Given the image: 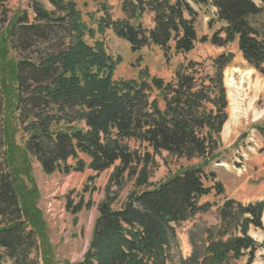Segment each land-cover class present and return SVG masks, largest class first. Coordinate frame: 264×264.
Here are the masks:
<instances>
[{
    "label": "trees",
    "instance_id": "trees-1",
    "mask_svg": "<svg viewBox=\"0 0 264 264\" xmlns=\"http://www.w3.org/2000/svg\"><path fill=\"white\" fill-rule=\"evenodd\" d=\"M7 1L0 0L3 15ZM87 1L26 0L0 31V119L6 103L14 115L0 124V264H57L32 159L47 174L113 168L89 245L71 264H174L176 226L209 212L205 198L214 191L224 193L206 167L220 156L234 53L180 63L170 79L145 68L137 78L115 79L122 58L98 34L111 30L134 52L157 46L168 61L208 39L218 47L237 43L264 75V0H120L119 18L108 0H96L88 19ZM194 5L216 9L222 25L210 38L198 33ZM257 129L264 144V126ZM163 152L198 162L153 182ZM131 180L141 190L115 206ZM90 206L82 198L72 213ZM263 214L264 201L226 198L219 225L199 239L191 233V253L179 264H254L261 244L250 229L264 227Z\"/></svg>",
    "mask_w": 264,
    "mask_h": 264
},
{
    "label": "rangeland",
    "instance_id": "rangeland-1",
    "mask_svg": "<svg viewBox=\"0 0 264 264\" xmlns=\"http://www.w3.org/2000/svg\"><path fill=\"white\" fill-rule=\"evenodd\" d=\"M256 1L261 3V0ZM108 2L112 5L113 17H121L123 13L120 0ZM87 4L88 7L82 6V9L88 19L87 12H95L99 2L88 0ZM3 6L6 13L3 15L0 8V31L7 27L5 18H10L21 6L25 9L26 0H8ZM195 8L198 11V33L201 37L210 38L221 27V23L214 15V9L210 5H197ZM144 25L147 28L151 27V16L144 19ZM97 37L104 41L108 53L114 58L119 56L122 58L115 71V79L137 78L143 68L148 69L152 75L170 79L180 63L189 60H208L227 51L235 55L225 71L229 118L221 133L220 156L206 167V171L215 173L216 180L223 184L224 193L217 195L214 191L205 198V201L213 203L209 212L199 214L176 226L173 253L174 264H179L180 256L187 257L191 253V233L198 235L199 239L202 229L219 225L220 207L226 198L243 203L264 201V144L257 129V126H264V75L248 64L237 43L218 47L208 39L207 42H199L194 50L186 55L172 54L171 60L168 61L164 52L154 45L138 52L132 51L130 44L111 30H107L103 35L98 34ZM11 107L12 105L6 103L1 119L10 117L12 123L14 115ZM17 137L20 139V135ZM19 141L23 144L21 139ZM157 161L158 166L154 168L151 177L153 182L161 181L181 167L198 162L197 159L191 162L178 159L168 152L158 156ZM31 165L32 176L40 191L39 206L47 222L48 236L57 264H71L81 260L89 245L98 215L97 204L105 197V187L113 168L101 173L85 169L83 172L73 171L69 174L59 172L47 174L35 159L31 160ZM208 184H212V181ZM140 190L133 180L127 181L119 193L115 206L124 203L130 193ZM82 198L86 202L89 201L91 206L73 214V205L78 204ZM250 234L261 244L254 264H264V227H251Z\"/></svg>",
    "mask_w": 264,
    "mask_h": 264
},
{
    "label": "bare ground",
    "instance_id": "bare-ground-1",
    "mask_svg": "<svg viewBox=\"0 0 264 264\" xmlns=\"http://www.w3.org/2000/svg\"><path fill=\"white\" fill-rule=\"evenodd\" d=\"M233 85H235V84H233ZM234 89H235V87H234Z\"/></svg>",
    "mask_w": 264,
    "mask_h": 264
},
{
    "label": "crops",
    "instance_id": "crops-1",
    "mask_svg": "<svg viewBox=\"0 0 264 264\" xmlns=\"http://www.w3.org/2000/svg\"><path fill=\"white\" fill-rule=\"evenodd\" d=\"M149 16H151V15H149ZM147 18V17H146Z\"/></svg>",
    "mask_w": 264,
    "mask_h": 264
}]
</instances>
